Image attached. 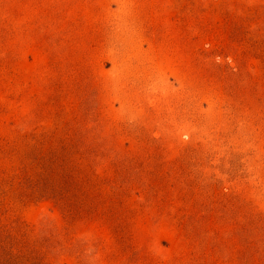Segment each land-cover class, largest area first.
I'll list each match as a JSON object with an SVG mask.
<instances>
[{"label":"rangeland","instance_id":"rangeland-1","mask_svg":"<svg viewBox=\"0 0 264 264\" xmlns=\"http://www.w3.org/2000/svg\"><path fill=\"white\" fill-rule=\"evenodd\" d=\"M0 264H264V0H0Z\"/></svg>","mask_w":264,"mask_h":264},{"label":"bare ground","instance_id":"bare-ground-1","mask_svg":"<svg viewBox=\"0 0 264 264\" xmlns=\"http://www.w3.org/2000/svg\"><path fill=\"white\" fill-rule=\"evenodd\" d=\"M109 17V16H108ZM123 23V22H122ZM105 27V26H104Z\"/></svg>","mask_w":264,"mask_h":264}]
</instances>
